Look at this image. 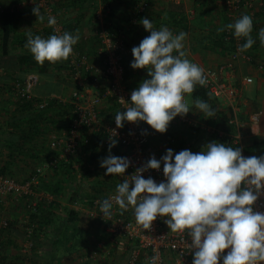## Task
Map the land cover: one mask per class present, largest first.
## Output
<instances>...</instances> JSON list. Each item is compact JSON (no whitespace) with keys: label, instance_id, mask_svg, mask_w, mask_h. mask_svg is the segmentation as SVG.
<instances>
[{"label":"clouds","instance_id":"clouds-1","mask_svg":"<svg viewBox=\"0 0 264 264\" xmlns=\"http://www.w3.org/2000/svg\"><path fill=\"white\" fill-rule=\"evenodd\" d=\"M35 5L33 14L43 20L40 6ZM141 23L150 35L132 48L130 67L146 69L150 78L131 92L126 110L115 115L117 128L125 121H143L164 133L174 118L189 112L215 117L207 101L196 99L195 111L185 101V95L192 94L197 85L207 84L204 68L191 62L183 50L187 34L174 35L165 26L157 30L147 18ZM48 24L55 25V17L49 16ZM225 30L244 39L238 48L241 53L256 43L251 35L253 19L248 14L218 29ZM258 38L264 46V28ZM79 39V34L69 32L46 39L29 32L25 47L43 65L45 61L67 60ZM115 144L112 140L109 152ZM130 163L127 157L108 155L100 167L106 169L105 175H124ZM161 164L164 181L144 178V172L160 170ZM126 177L117 184L115 195L99 202L103 217L112 215L114 202L122 211L131 207L144 229H150L158 216L166 218L164 223L170 231L186 233L190 238L192 264H264V212L253 207L264 192V156L245 157L239 147L210 142L196 153L185 149L174 155L167 149L159 160L153 156ZM150 264H156L155 257Z\"/></svg>","mask_w":264,"mask_h":264},{"label":"built area","instance_id":"built-area-1","mask_svg":"<svg viewBox=\"0 0 264 264\" xmlns=\"http://www.w3.org/2000/svg\"><path fill=\"white\" fill-rule=\"evenodd\" d=\"M55 0H22L19 7L23 8L34 3L39 5L41 13L46 17V22L51 30L52 35H62L64 32H70L64 22V13L66 9H56L53 4ZM148 0H139L135 6V14H142L147 6ZM247 2L253 6L254 0H226V9L228 18L234 21L240 17L242 4ZM36 6V5H35ZM109 14L107 8L104 12L98 11L96 19H103ZM53 16L56 24L49 26L48 17ZM137 19V18H136ZM234 23V22H233ZM109 23L102 24L95 30V36L98 41L97 61L94 62L87 52L79 49L78 45L73 46V52L66 61L65 73L72 79L74 88L71 92L70 99L67 102L71 105L69 108L72 115V123L69 129L57 131L49 137V148L52 151V159L49 162L42 163L35 169V173L23 182H19L13 177L0 173V194L12 195L19 199L29 198L27 207L34 210L42 200H49L51 197L45 194H37L34 187L38 184L40 176L45 171L56 169L61 162H74V158L80 155L82 132L84 129L94 131L95 133L104 134L102 142L105 146H110L111 141L115 140L117 146L121 148V157L129 159L130 167L124 175H118L120 179L131 176L135 171L142 167L150 158L155 156L159 160L163 155L153 150L151 139L147 126L141 121L123 122V127L117 128L115 124V114L107 118L101 113L103 101L112 100L117 112L125 111L124 109L130 101L131 90L125 78V68L123 60L127 52L126 37L111 33ZM227 38L233 37L234 51L229 55L228 60L217 66L204 68L207 84L204 88L209 92L211 97L215 98L225 106V120L230 131L227 132L221 128L214 129L210 125H203L212 134L226 140H217L219 143L231 142L233 146L242 150L245 157L264 156L259 151L256 155L248 154L245 147L248 145V132L261 123L263 110L255 109L244 114L240 104L243 97L245 86L253 82L250 76H239L237 84L233 83V74L237 73L236 66L239 60L252 62V58L246 52H239L238 48L243 43V39H237L229 30L226 31ZM264 65L260 64V68ZM104 79L105 86L103 89L97 87L100 80ZM37 76L30 74L23 86L17 84L16 96H32V89L37 83ZM95 85V86H94ZM91 88L93 90H91ZM185 101L188 103L185 96ZM189 104V103H188ZM47 105L46 100L40 102L39 107L44 108ZM176 119L181 124L191 130L196 127L193 119L188 115L177 116ZM214 141V139H212ZM210 141V142H212ZM207 141V143H210ZM182 150L193 151L196 143L192 138H188L183 143ZM175 153V154H176ZM174 154V155H175ZM165 155V154H164ZM145 179L151 176L157 183L164 181L163 164L160 170H148L142 174ZM38 195V197H37ZM115 195V190L92 196L75 199L74 208H80L93 219H97L102 224V230L106 235V240L98 242V247L91 251V255H100V249H104L109 255L110 249L128 243L131 247L128 264H150L152 258H156V264H192V253L189 247L190 238L186 233L172 232L164 223V219L157 217L153 221L150 229H144L139 225L134 216L133 209L129 207L127 211L119 209L118 205L113 202L112 215L102 216L100 204L104 199ZM83 203L84 207L81 206ZM255 211L264 212V192L261 193L255 204ZM8 222L5 220L2 227H6ZM28 237H32V229L27 231ZM109 246L110 248H107ZM227 250H225L226 254ZM222 264V261L220 262Z\"/></svg>","mask_w":264,"mask_h":264},{"label":"crops","instance_id":"crops-1","mask_svg":"<svg viewBox=\"0 0 264 264\" xmlns=\"http://www.w3.org/2000/svg\"><path fill=\"white\" fill-rule=\"evenodd\" d=\"M14 1L15 0H3L1 2L2 4L6 5ZM59 1L60 3L68 7V10L65 11L64 13L65 16L64 19L66 24L70 26L69 30L71 34L73 35L79 34L80 39L77 43L79 49L87 52L89 57L94 62L97 61L98 45L95 36V30L98 27H100L104 23L106 24L109 23L110 28H112V26H115L114 27L115 29H122V30L129 29V31H126L127 52L125 54L123 64H124V68L126 67L129 73L126 80L131 90H135L136 88H138L139 84L143 80L150 78L147 75L146 69L133 70L130 67L131 62L134 59L132 56V48L138 46L139 43L142 41V39L150 35V33L144 29L141 23L142 19L144 18L151 20L154 28L157 30L161 26H165L174 35H177L180 32L186 33L187 36L184 41L183 50L186 52V56L191 62L196 63L203 68L217 67L225 63L230 55L226 51L220 49L219 47H215V49L209 50V49H204L203 47L198 46L195 43V40H197L198 38H202L204 35L216 33L218 27L223 24L227 14L226 3H225L226 0H148L145 11L139 15L135 14V6L139 0H59ZM72 1H74L75 4H73ZM262 1L263 0H254V2L252 3L253 6L248 5L247 2H244L242 4L241 14L242 15L248 14L250 16H255L254 15L255 11L259 10ZM26 7L27 6L20 8L24 14L21 24L25 22V20L27 19L28 21L30 20L33 21V23L39 21L38 18L33 14V12L28 11ZM107 8L109 9V14L105 16L103 19L97 20L96 13L98 11L104 12ZM170 13H175L177 15L172 16L169 15ZM179 13H182L186 16L187 24L189 27L188 31L183 29L177 23L178 19H180L181 16V14ZM34 26L35 29L32 30H38L40 32H42L44 28L48 27L46 21H44V23L42 22L38 24L36 23V25ZM254 27L255 29H253V31L254 30L255 31L251 35L253 39L256 41V43L253 45L251 49L247 50L246 53L249 51L248 53H250L251 55H254L255 57L257 56L256 62L239 60L236 66L237 73L233 74L234 77L233 83L237 84L239 82L237 78L240 75L252 77L253 82L245 86V88L243 89V97L241 99L242 102L241 101L240 102L245 110H249L250 108L262 109L264 113V67L260 68V64L264 65V46H261L258 38L259 30L261 28H264V14H259L258 16H255ZM28 31L29 30L21 31V28H19V32L21 34H24L25 32ZM45 62L55 67L60 65L62 71L66 69L65 60L55 63H50L48 61ZM51 69L52 67H50L49 70L48 71L46 70L45 72L48 73V75L53 76L52 82H55L60 86L59 94L52 93L51 97L59 98L62 101V103H66L69 101L70 97L68 98H64V97L68 96L66 95V91L69 90V87L72 88L73 90L74 88L73 81L66 73H64L65 78L67 80L64 82L63 78L60 75L55 74L54 71H51ZM37 75H38L37 83L42 84L46 81V78H44V76L42 77L43 75L42 72L38 71ZM103 81L104 79L101 78L98 84L99 87L97 88L99 89L104 88L102 87L105 86ZM37 83L34 85L33 89L35 88ZM254 83H255V87L252 86ZM91 90L93 89L91 88ZM188 105L190 109L195 111L194 102ZM112 107L114 106L111 101H103L101 105L102 115L106 116L110 111L114 112V109ZM189 113L187 115L190 117ZM194 115L195 114H193V116ZM147 128L149 131V135L151 139L150 142L153 147V150L155 151L159 150L157 151V153H159L160 155L166 154V150L170 149L171 146L182 147L185 140L191 136L190 134L191 129L187 128L185 125L178 122L176 118H174L169 123L167 131L164 133L157 132L154 129L151 130L150 127ZM61 130H65V129H60L57 131H61ZM250 132L251 134L249 136L253 141L261 140L260 139L261 137L264 138V118L263 121L260 123V125L258 127L252 128ZM86 135H87L86 139L91 144L90 147H92L90 149V152L92 151V149H95L96 159H93L92 156L89 155V153L88 154L85 153L83 159L89 163H86L84 167L83 165L81 166L82 168L86 169L84 170V172H86L87 169L89 168H91L92 170L89 174L86 175L84 173L79 174V176L82 177L83 179V181L81 180L83 184L85 182V185L81 184V186L82 185L85 186L89 191V194L92 196H97L95 195L96 192L104 191L106 193L110 190H116L117 184L123 182L118 175L106 176L105 175L106 171H102L103 173L99 175L95 173V171L101 168L100 161L103 158H106L108 155L121 157V151H122L121 148L115 145L114 147L111 148V152H109V146H105L103 144L102 137H100L101 134L95 133L94 131L91 130H86L82 132L81 147L85 145L84 138L86 137ZM166 138H170V139L164 140ZM163 140L165 141L164 143ZM81 149L83 148H80V151H82ZM173 153L174 154L176 153V149L173 150ZM92 160L96 162V164L93 166L90 165V162ZM45 195L51 197V199L47 200L46 204H49L52 201H54V204L56 205L59 203V199L57 198L58 196H53L49 193H45ZM79 196H81V194L72 196L71 193L69 196H67V198L63 199L64 202H62V204H64V206L68 205L69 206L68 208H72L75 199L77 198L79 199ZM72 197H74L75 199L72 200ZM83 205L84 204L81 203V206ZM66 206L64 208L62 207V209H67ZM74 209H76V211H79L81 213V217H82V212L85 213V211L81 209V207ZM60 210H61V206H60ZM85 215L87 214L85 213ZM80 224H82V222ZM93 234H94L93 237L96 239L95 240L96 243L94 242L93 244L95 248H97L98 242H100L102 239L98 238V236L100 235L99 233L98 234L93 233ZM5 236H6L4 237L5 239L8 238L7 235ZM80 240L81 242H84L82 238H80ZM120 243L121 245L119 244V246L113 247L111 249L113 251L110 250L108 257L111 255L110 256L111 258L109 257L111 261H108L106 264H116V262L123 263V260L125 261L127 258H129V254L131 252L130 249L131 246L128 243H122V242ZM94 246H92V248H94ZM6 248H8V246ZM84 252L86 253L87 251ZM84 252H79V258H80L79 261H75L72 264H103L99 262L96 263L90 262L91 252L89 251L86 254H84ZM100 253H101L100 256L103 255L105 258V250H102ZM40 256L42 257L44 256V254ZM0 257H2V259L0 258V263L3 264L5 261L4 252H1ZM43 261L45 262V259Z\"/></svg>","mask_w":264,"mask_h":264},{"label":"trees","instance_id":"trees-1","mask_svg":"<svg viewBox=\"0 0 264 264\" xmlns=\"http://www.w3.org/2000/svg\"><path fill=\"white\" fill-rule=\"evenodd\" d=\"M22 0H15L14 2L10 4H0V91H4L9 93V95L16 96V86L19 84L20 86H23L25 84V81L27 80V77L32 72H42V77L46 78V81L42 84L37 83L35 88L33 89V93L31 97L21 96L17 95L19 97V101H16V108L14 111L6 114L4 119L10 124L15 126V129L13 131L8 132V140L10 141L9 146V156L13 157L15 160L17 158V154H21L22 152L26 151V155L30 158L34 159L35 161H39L42 163L49 162L53 157L50 153L49 156L47 155V159L45 162L41 161V158L39 156V153L37 152L38 144L41 145L43 142H40L39 140H43L44 137L48 132H50L52 129L54 130H60V129H69L71 123H72V115L69 111V108H71V105L68 103H62V101L59 98L51 97L52 93L59 94L60 92V86L52 82L51 75H48L46 73L45 68L46 66L37 64L33 60V56L30 53V51L25 47V44L27 42V33L31 32L33 36L39 35L42 38H48L52 35L51 30L49 27H46L43 29L42 32L38 30H29L28 32H25L24 34H21L19 32L20 24L23 20V11L18 6L19 3ZM73 4H75L74 1H72ZM53 6L56 9H66L68 10V7L66 5L60 3L59 0H55ZM181 14L180 19H178V24L188 31L189 27L187 24V18L184 14ZM259 14H264V0L262 1V4L259 8V10L255 11V16H258ZM44 17V20L46 21V17L41 14ZM169 15L175 16L177 14L170 13ZM242 15V14H241ZM240 15V16H241ZM255 16H251L253 19V29L254 27V20ZM223 22L222 25L218 27L221 28L229 23L235 22L234 19L228 18L226 14V19ZM65 22V19H64ZM66 27L69 29V25L66 24ZM115 26H112L109 30L111 33H115L119 35L120 33L127 35L126 31H129V29H115ZM192 28V27H191ZM217 29L216 33H211L209 35H204L202 38H198L195 40V43L198 46L203 47L204 49L213 50L215 47H219L223 51H226L228 54H231L234 51V40L233 37L227 38V33L225 31L219 32ZM255 31V30H254ZM252 31V33L254 32ZM251 33V34H252ZM97 39V37H96ZM243 39V43H244ZM98 45V41H97ZM249 52V51H248ZM248 55L251 56L252 61L256 62L255 56L248 53ZM33 60V61H32ZM33 62V63H32ZM59 62V61H58ZM46 63V62H45ZM37 67L36 71H33V67ZM58 67H61L58 65ZM66 68V67H65ZM45 72V73H44ZM129 75L127 68L125 67V78H127ZM43 79V78H42ZM193 98V102L196 99H201L204 101H207L211 107L215 111V117L208 118L206 120L207 124L212 126L214 129H223L227 132L230 131L229 127L226 124L225 117L223 113L218 109V101L211 97L209 92L204 88L197 85L196 90L191 94ZM46 100L47 105L44 108H40L39 104L40 102ZM112 102V100H109ZM9 103V99L6 101ZM114 103V102H112ZM114 106V105H113ZM8 108V105H2L1 109L6 110ZM114 109L113 111H110L105 117L111 118L116 114V107H112ZM144 123L147 127H150L146 124V122L141 121ZM87 129H84L86 131ZM152 130V128H151ZM100 137H104V134ZM214 141L217 142V140H226L224 138L218 137V135L215 133L213 136ZM39 144V145H40ZM14 146V148L12 147ZM225 145L235 147L231 142L225 143ZM258 141H252L249 142V144L245 147L246 152L248 154L256 155L258 152L257 149ZM41 147V146H40ZM16 151V152H15ZM17 153V154H16ZM16 154V156L14 155ZM89 155L92 156L93 159H96L95 156V149H92V151H89ZM85 156V153H82L81 156L79 155L76 157L78 161L83 162V157ZM80 157V158H79ZM85 162H83L84 164ZM12 164V161L6 162L4 165L0 166V173L1 174H7L8 166ZM40 164V163H39ZM73 166V162H61L59 164L58 168H64L66 172L69 171V169ZM57 169V168H56ZM88 172H91L89 169H87ZM35 173V170L34 172ZM33 175V174H32ZM31 175V176H32ZM62 180L57 179L56 181L52 182L47 179H43L41 176L39 178V183L35 186V188L39 191H43L44 193H49L53 196H61L63 186H62ZM75 199L72 197V200ZM56 204H54V201H52L49 204H46L45 202H40L35 207L34 210H31L30 214V222L32 224V229L34 234L37 233H45V230L50 229L51 235H52V247L54 248V251H51L49 253H44V256L38 257L32 256L36 263H38L40 260L45 259L46 264H52V261L56 258L55 252L59 245H63L66 242L70 241V237L64 236L62 239L61 233L62 227L64 223H68L69 225L75 227L72 228L73 236L75 237L78 232L77 226L82 222L81 213L79 211H76V209L67 208L65 211V217L58 211L54 209ZM31 226V225H30ZM4 228V227H3ZM6 228V234L8 238H4L0 240V254L7 246H16L15 235H20L19 230L15 227L14 222H9ZM69 228V226L67 227ZM65 228L66 230H68ZM3 231V232H5ZM28 231V230H27ZM89 232V231H87ZM28 233V232H27ZM90 234V233H88ZM23 236V235H21ZM94 236V234H93ZM84 241L86 237H81ZM100 239H104V234H100L98 236ZM88 239H85V242L78 243L80 247L82 246L83 250L86 251L87 247L84 245ZM65 248L68 251H73V249L76 248V245H64ZM132 248V247H131ZM104 249H100L102 251ZM85 254V253H84ZM46 256V258H45ZM130 256V254H129ZM24 257H21V260L25 262ZM28 258V257H27ZM26 258V260H27ZM17 259V257H15ZM127 258L125 261L123 260V263L116 262V264H128ZM30 261L33 260L32 258L29 259ZM56 260V259H55ZM27 263V262H25ZM2 264V263H0ZM35 264V263H34ZM137 264H142L141 262H138Z\"/></svg>","mask_w":264,"mask_h":264},{"label":"rangeland","instance_id":"rangeland-1","mask_svg":"<svg viewBox=\"0 0 264 264\" xmlns=\"http://www.w3.org/2000/svg\"><path fill=\"white\" fill-rule=\"evenodd\" d=\"M1 1H3V0H0V4H2ZM34 7H35V4L28 5L26 7V9H28V11H32ZM38 20L39 21H36L37 24L40 22L44 23V21H45L44 19L40 20L39 18H38ZM36 23H33V21H31V20L28 21V19L25 20V22H23L21 24V27H20L21 31L35 29L34 25H36ZM256 57H255V59H256ZM37 64H39V63L36 62V65ZM43 65L46 66L45 70H47V71L49 70L50 67H52L51 71H54L55 74L60 75L63 78L64 82L67 81L65 78V75H64L65 71H62L60 67H58V66L55 67V66L47 64L45 62ZM33 69H35L33 71H36L37 67L34 66ZM31 74L38 76L36 72H32ZM252 86L255 87V83ZM70 91H72V88L69 87V90L66 91V95H68V96L64 97V98L70 97V95H71ZM185 96L187 98L188 103L192 104L193 98H192L191 94H186ZM8 99H9V103L6 102ZM16 101H19V97L15 96L14 93H12V95H9V93L4 92L3 90L0 91V166L4 165L6 162L11 160L12 164H10L8 166V171H7L6 175L13 177L14 179H16L19 182H23L26 179L30 178L32 174H34L33 173L34 170L39 165H41V162L35 161L34 159L27 156L26 151L22 152L21 154L16 153L17 158L15 160L13 159V157L9 156L8 144L10 141L8 140V132L13 131L15 129V126L10 125L4 119V117L6 116L7 112H8V114L10 113V115H11V112L15 110ZM241 102H240V104H241ZM218 104H219L218 109L223 113V115L225 117V109H226L225 106L221 102H218ZM2 105H6V106L8 105L9 109L6 108L7 111L4 109L2 110L1 109ZM241 106L245 112L244 114H246V115L248 113H250L251 111L255 110L254 108H250L249 110H245L242 104H241ZM193 114H195V115L193 116ZM189 115H190V118L193 119V121H195L194 123L196 124V127L191 130V133H190L191 136L189 137V138H192V140L196 143V146L193 148V151H192V152L196 153V152H200L203 149V147L205 146V143L207 141H209V142L212 141L214 134H212V132H209L205 128H202L203 125H205V126L208 125L206 122V120L208 118H205L200 113L191 112V113H189ZM263 118H264V113L262 115L261 122L263 121ZM250 131L251 130H249V132H248V138H247L248 144H249V142L253 141L249 136L251 134ZM55 132H57V130L52 129L50 132H48L46 134V136L44 137V139L42 141L39 140L40 142H43L42 145L40 143H37L38 144L37 152L39 153L41 161H43V162H45V160L47 159V155L49 156L50 153L52 154V151L49 148L48 140H49V137L52 134H54ZM256 137H258V136H256ZM86 138H87V135L84 138V140H85L84 144L85 145L81 147L83 149H81L82 151H80V152L88 154L92 147H90L91 144L88 142V140ZM167 139H170V138H166L164 140H167ZM260 139L261 140H256V141H258V146H257L256 150L259 151L261 154H264V138L261 137ZM164 140H163V143L165 142ZM92 141H93V139H92ZM183 146L184 145H182V147ZM12 147L14 148L13 145H12ZM182 147L171 146L170 149H173V150L176 149V152H177ZM16 154H14V155L16 156ZM83 162H85V163L83 164ZM83 162L81 164L80 161H78L76 158H74L73 165H76V166H72L68 172H66L64 168L49 169V170L45 171L43 176H41L43 179H47V180H50L52 182L56 181L57 179L62 180L63 190H62L61 196L57 197L59 199V203L57 205H55L54 209L57 210L59 213H61L63 215V217H65V215H66L65 214L66 209H62V207L64 208L66 206V205L64 206V204H62V202H64V200H63L64 198H67V196H69L71 193H72V196L73 195H79V194H81V196H83V197H88V198L90 196H92L89 194V191L87 190V188L85 186H83V185H85V182L83 184V182H82L83 179H82V177L79 176V174H82V173H84L85 175L90 173L88 171L84 172V170H86V169L82 168V166H81V165H83V167H84L85 164L89 163V162H87L86 160H83ZM95 164H96V162L93 160L90 162V165H92V166ZM79 165H80V167H79ZM89 169H90V171L92 170L91 168H89ZM102 171H106V170L104 168H100V169L96 170L95 173L101 175V173H103ZM81 184H83V185L81 186ZM34 189L38 195L39 194H45V193H43V191H39L35 187H34ZM102 193H105V192L104 191L103 192L102 191L96 192L95 195H100ZM38 195H37V197H38ZM28 199L29 198H23V197L22 198L20 197L19 199H17L16 197H14L12 195L5 196V195L0 194V240L4 239V237H6L5 236L6 228L2 227V223L5 220L8 223L14 222L15 227L19 230V234H20L18 236L15 235L16 239L14 240V242L16 243L17 247L16 246H8V248H5V250L2 251V252H4V255H5V261L3 264H34V263L35 264H44L45 262L43 260H40L38 263H36L33 257L36 255L38 257H41L40 255H43L44 253H49L51 251H54V248L52 247V238H51L52 235L50 234L51 233L50 229L45 230L46 233L43 232V233L34 234V232H32V237H28L27 230L29 228H31V229L33 228L32 224L30 222L31 210H30V208L27 207V203H29ZM41 202L47 203V200H42ZM60 206H61V210H60ZM84 206H82V207H84ZM66 207L68 208L69 206L67 205ZM68 226H69V228H67ZM75 226H76L75 224H74V226H72V225H69L68 223H64V225L62 227L63 232L61 233L62 239L64 236H68L71 239H70V241L66 242L65 244L59 245V247L57 248V250L55 252V255H56L55 259L56 260L54 259L52 261V264H72L75 261H79V259H80L79 258V252H84V250L82 249L83 247L82 246L80 247V245L78 244L81 242L80 238L86 237L85 239H88L85 243V246L87 247L86 251L91 252L92 250L95 249V246L93 243L96 240L93 237V233H96V234L99 233L101 235H102V233L104 234V232L102 230V224L100 223V221L97 219H93L89 215H85L84 212H82V224H79L77 226V230H78V232L76 233L77 235L72 238L71 237V236H73L72 233H74V232H72V228ZM65 228H67L68 230H66ZM3 231H5V232H3ZM32 231H33V229H32ZM87 231H89V232H87ZM88 233H90V234H88ZM21 235H23V236H21ZM85 239H84V242H85ZM103 240H106L105 234H104ZM64 245H67V246L76 245V248L73 249V251H68ZM92 246H94V248H92ZM107 248H110V247L107 246ZM111 251H113V250H111ZM15 257H17V259H15ZM21 257H24L23 259H25V262H27V263L22 261ZM109 257L106 253H105V258L103 255L100 256L97 254V255L92 256L90 254V258H91L90 262H92V263L99 262V263L106 264L108 261H111L109 259ZM0 258L2 259V257H0ZM26 258H27V260H26ZM30 258H32L33 260L30 261L29 260Z\"/></svg>","mask_w":264,"mask_h":264}]
</instances>
